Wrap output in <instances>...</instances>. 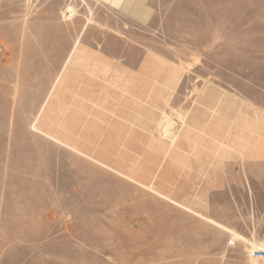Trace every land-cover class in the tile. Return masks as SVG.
<instances>
[{
    "label": "rangeland",
    "instance_id": "rangeland-1",
    "mask_svg": "<svg viewBox=\"0 0 264 264\" xmlns=\"http://www.w3.org/2000/svg\"><path fill=\"white\" fill-rule=\"evenodd\" d=\"M254 251L264 0H0V264Z\"/></svg>",
    "mask_w": 264,
    "mask_h": 264
},
{
    "label": "built area",
    "instance_id": "built-area-1",
    "mask_svg": "<svg viewBox=\"0 0 264 264\" xmlns=\"http://www.w3.org/2000/svg\"><path fill=\"white\" fill-rule=\"evenodd\" d=\"M260 254L264 255V252L254 251L251 255L252 257H255V258H262Z\"/></svg>",
    "mask_w": 264,
    "mask_h": 264
},
{
    "label": "crops",
    "instance_id": "crops-1",
    "mask_svg": "<svg viewBox=\"0 0 264 264\" xmlns=\"http://www.w3.org/2000/svg\"><path fill=\"white\" fill-rule=\"evenodd\" d=\"M145 54V53H144ZM145 59H144V62H143V64H142V66H141V68H143V70H145V65H146V63H148L149 61H150V59H151V55L149 56L148 54H145ZM148 60V61H147ZM143 65H144V67H143Z\"/></svg>",
    "mask_w": 264,
    "mask_h": 264
}]
</instances>
